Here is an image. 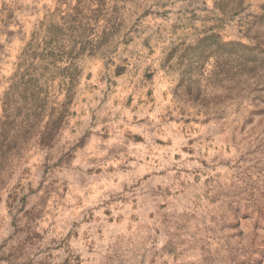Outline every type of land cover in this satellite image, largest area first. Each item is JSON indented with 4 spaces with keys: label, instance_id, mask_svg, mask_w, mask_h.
I'll list each match as a JSON object with an SVG mask.
<instances>
[{
    "label": "rangeland",
    "instance_id": "374dc122",
    "mask_svg": "<svg viewBox=\"0 0 264 264\" xmlns=\"http://www.w3.org/2000/svg\"><path fill=\"white\" fill-rule=\"evenodd\" d=\"M0 264H264V0H0Z\"/></svg>",
    "mask_w": 264,
    "mask_h": 264
},
{
    "label": "trees",
    "instance_id": "16d2710c",
    "mask_svg": "<svg viewBox=\"0 0 264 264\" xmlns=\"http://www.w3.org/2000/svg\"><path fill=\"white\" fill-rule=\"evenodd\" d=\"M28 69H30V68L28 67ZM25 73H26L27 80L23 79V82H24V83L22 84V86H28V85H31V83H32L33 80H34V79H31V78H32V77L35 78V71H34V70H30V71L27 70ZM23 78H24V77H23ZM46 79H48V77H47ZM49 80H50V79H49ZM25 89H26V87L24 88V90L21 91V97L24 96V91H26ZM66 93H67V90H66L64 96L66 95ZM64 96H63V97H64ZM63 105H64V101H63V103L60 104V107L62 108ZM59 117L61 118V113L59 114Z\"/></svg>",
    "mask_w": 264,
    "mask_h": 264
}]
</instances>
